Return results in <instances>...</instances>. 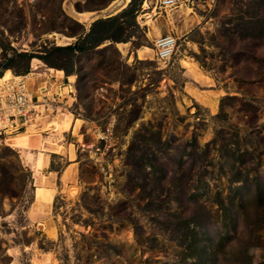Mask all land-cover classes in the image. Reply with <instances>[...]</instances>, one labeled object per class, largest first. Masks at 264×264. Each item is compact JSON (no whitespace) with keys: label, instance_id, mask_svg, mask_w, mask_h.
I'll list each match as a JSON object with an SVG mask.
<instances>
[{"label":"rangeland","instance_id":"rangeland-1","mask_svg":"<svg viewBox=\"0 0 264 264\" xmlns=\"http://www.w3.org/2000/svg\"><path fill=\"white\" fill-rule=\"evenodd\" d=\"M144 1L132 18L120 15L131 0H0V67L26 53L13 76L60 78L25 147L5 143L24 130L0 136V264H264V0ZM112 17L121 43L78 52L71 77L40 71L36 57ZM164 35L176 41L167 63ZM67 116L62 133L44 128ZM40 153L55 189L45 207Z\"/></svg>","mask_w":264,"mask_h":264},{"label":"built area","instance_id":"built-area-1","mask_svg":"<svg viewBox=\"0 0 264 264\" xmlns=\"http://www.w3.org/2000/svg\"><path fill=\"white\" fill-rule=\"evenodd\" d=\"M152 1L156 7L165 12L167 10L172 11L190 2V0ZM145 3H147V0L144 1L143 5ZM175 42V39L171 36L161 38L158 42H155V56L159 61L162 63L169 62ZM2 66L0 67V76L3 72ZM19 77V79L11 78L0 83V136L15 128H23L25 123L35 119L37 117L35 107L40 105L37 102L47 105L45 110L52 107L51 103L44 99L46 91L40 95V100H36L35 93L29 89L24 79L25 76Z\"/></svg>","mask_w":264,"mask_h":264},{"label":"trees","instance_id":"trees-1","mask_svg":"<svg viewBox=\"0 0 264 264\" xmlns=\"http://www.w3.org/2000/svg\"><path fill=\"white\" fill-rule=\"evenodd\" d=\"M136 0H131L130 7L123 12L120 13V15H131L133 18V13L135 12L133 3ZM118 17H112L107 19H100L94 21L89 28V31L86 34L78 35V39L75 43L72 45L67 46H59V47H52L47 49L44 52L43 57H36L39 60H41L45 65H47L50 68H55L62 70L64 75L66 77L72 75L73 68L69 67L72 66L73 60L75 55L78 52L83 51L85 48L93 49L101 44H103L105 41H109L111 43H121L120 35L123 31L122 25H116L115 21ZM62 54L61 60L63 63L59 64L57 57L55 55ZM31 58H34L32 55H28L26 53H19L16 54V56L13 59H8L2 66V69L4 72L6 70L14 71V69L21 68L23 75L28 72L29 68V61ZM28 75V74H27ZM26 75V76H27ZM30 172L26 173V175H29Z\"/></svg>","mask_w":264,"mask_h":264},{"label":"bare ground","instance_id":"bare-ground-1","mask_svg":"<svg viewBox=\"0 0 264 264\" xmlns=\"http://www.w3.org/2000/svg\"><path fill=\"white\" fill-rule=\"evenodd\" d=\"M130 0H123V2L122 3H120V4H118L117 3V5L119 6L116 10H121L123 7H125V5L126 4H128V2H129ZM116 4V3H115ZM146 3L144 4V6L146 7ZM119 12V11H118ZM149 18H150V16H147V18H146V21H145V23L146 24H149V23H151V21L149 20ZM167 37V36H166ZM161 38H164V37H160V38H158L157 40H156V42H158L159 41V39H161ZM141 50H139V52H140ZM185 67H187V65L185 66ZM187 68H189V67H187ZM189 71V73L191 74V76L192 77H195L198 81H200V82H205V80H206V78L204 77V76H202L203 74H200V72H198V70H196V68H189L188 69ZM56 75H57V77H61V75H62V72L61 71H59V72H56ZM11 78H15V79H19L20 77L19 76H14L13 77V75L11 74V72L9 71V70H6L5 72H3V76L2 77H0V83H2V82H4V81H6V80H8V79H11ZM24 79H26V80H30V77H24ZM53 83V82H52ZM51 86V85H50ZM53 88V87H52ZM46 90V87H44V86H41V88L39 89V90H37V92L35 93V97H36V100L37 99H39L40 98V95L44 92ZM40 100V99H39ZM45 106H47V105H42V107H44L45 108ZM49 106V105H48ZM53 117H55V116H53ZM72 118L70 117V116H67V120L66 121H60V120H57V117L56 118H53L52 120H50V121H48L47 123H46V125H45V127L44 128H46L47 127V129L48 130H50V132L52 133V135L53 134H60V133H62V131L60 132V129H62L63 127H67V126H71L72 125V123L74 122L73 121V119L71 120ZM34 120H36V119H33V120H30V121H28L27 123H29V122H31V121H34ZM27 123H25L24 124V127H23V129H21V128H15V129H13V130H11V131H13V132H19V131H23L24 129H25V127H26V124ZM66 129V128H65ZM36 130H26V131H24L23 133H19V134H17L16 133V135H14V136H9V138H6L5 139V143H6V145L7 146H9V147H25V142H26V138H31L32 136H34L33 135V133L32 132H35ZM7 134H8V132H7ZM9 135V134H8ZM76 140L78 139V138H75ZM77 141H79V140H77ZM50 143H52V142H50ZM56 144V143H55ZM31 145V144H30ZM30 160V159H29ZM40 160H41V157H40V155L37 157V159L35 160V163H34V165H33V167L35 168L36 166L38 167L39 165H40ZM39 175V174H38ZM71 186V185H70ZM75 186V185H74ZM77 187V186H76ZM76 187H71L70 189H71V192H73V193H78L77 192V189H76ZM79 189V188H78ZM53 193H54V191H49V190H46V189H44V188H42V187H37V189L35 190V199H36V203H35V205L37 206V205H39V206H41V207H45V206H49L51 203H52V197H53ZM72 196V195H71Z\"/></svg>","mask_w":264,"mask_h":264},{"label":"crops","instance_id":"crops-1","mask_svg":"<svg viewBox=\"0 0 264 264\" xmlns=\"http://www.w3.org/2000/svg\"><path fill=\"white\" fill-rule=\"evenodd\" d=\"M162 37H166V35H164V36H162ZM118 45V44H117ZM39 65H40V71H43V70H54L55 72H59V71H61L62 73H63V71L62 70H59V69H55V68H50V67H48V66H46L45 64H43L40 60H39ZM44 68V69H43ZM10 71V70H9ZM11 72V71H10ZM12 74V73H11ZM28 77H30V78H32L33 76H34V78L33 79H31V80H34L35 81V83H37L38 85L40 84V82L41 81H44V83L41 85L40 84V86L38 87V89L36 88V89H34L35 88V83H31V86H32V88H33V92L34 93H36V90H39L40 88H41V86H44V84H45V86L44 87H46V84L48 83L49 85L46 87L47 89H48V87H50V85L53 87L54 86V84H56V83H58V81L60 80V78L59 79H57L56 81H53V84L51 83L52 82V80H48V77L49 76H39V75H35V74H33V73H29L28 75H27ZM26 76V77H27ZM62 77L61 78H63V77H66L65 75H64V73L61 75ZM37 77H42L43 79H41V80H38L37 79ZM71 77V76H70ZM45 78H46V80H45ZM48 80V81H47ZM37 81V82H36ZM42 83V82H41ZM36 84V85H37ZM37 120H34L33 122L35 123ZM32 122V121H31ZM33 123V125L32 126H28V123L26 124V127H25V129H24V131H26V130H29V129H31V130H37L36 128V125ZM23 129V128H22ZM50 138V137H49ZM49 138H47V139H49ZM43 139V138H42ZM41 142H42V140H41ZM50 142H52V143H50V144H52L50 147H49V152H51V153H60V151H59V145L57 144V142H55V141H50ZM56 143V144H55ZM58 149H57V148ZM40 155V157H41V160H40V165L37 167H35L34 169H35V172H36V175L38 176V185L39 186H37V187H41L40 185H42V186H45V187H47V188H44V189H46V190H49V191H54V193H53V197H52V202H53V199H54V196H55V189L54 188H52V183L50 182L49 184H48V186H46L45 185V181H43L42 182V176L41 177H39V172H38V170L40 169V168H42V161H43V155L44 154H39ZM44 156H46V155H44ZM37 187H36V189H37ZM43 188V187H42ZM35 189V190H36ZM34 203H36V199H35V197H34ZM37 206H39V205H37Z\"/></svg>","mask_w":264,"mask_h":264},{"label":"water","instance_id":"water-1","mask_svg":"<svg viewBox=\"0 0 264 264\" xmlns=\"http://www.w3.org/2000/svg\"><path fill=\"white\" fill-rule=\"evenodd\" d=\"M22 129V128H21Z\"/></svg>","mask_w":264,"mask_h":264}]
</instances>
